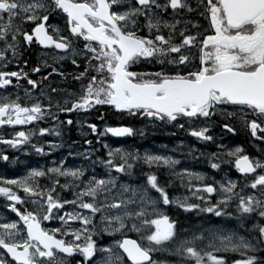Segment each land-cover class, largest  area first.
I'll return each instance as SVG.
<instances>
[{
    "label": "snow or ice",
    "instance_id": "1",
    "mask_svg": "<svg viewBox=\"0 0 264 264\" xmlns=\"http://www.w3.org/2000/svg\"><path fill=\"white\" fill-rule=\"evenodd\" d=\"M169 9L174 22L166 18ZM179 10L189 13L199 11L200 16L209 21V27L201 30V25L192 20L176 19ZM58 14H63L61 18H66L69 35L63 34L61 28L55 25L49 31L50 19ZM182 23L184 27H180ZM29 24L33 25L30 31L26 27ZM189 25L196 30L195 34H186L190 31ZM144 29L148 32L146 36L139 34ZM162 29L168 30L167 36L162 33ZM177 38L179 42H176ZM74 39L82 40L83 48H78L73 43ZM0 41L4 42L5 50L10 49L14 56L21 43L29 46L36 43L62 53L52 57L53 64L71 60L77 69V74L72 78L80 82L81 94L74 96L69 93V99H65L63 105H55L60 111H86L95 105H108L117 111L153 121L172 123L183 120L188 122V135L205 141L212 139L207 133L213 117L219 115L227 120L240 114L251 135L264 139V0H199L195 10L188 0H0ZM193 48L196 52L192 51ZM4 58V52L0 51V59ZM78 58L83 61V71H79ZM142 59L155 60L161 65V70H131ZM44 66L50 67L51 72L42 78L43 81H48L53 74L60 77L66 75L46 61ZM166 66L170 67L166 70ZM32 71L40 72V68ZM7 77L19 80L20 74L0 72V87L10 84ZM24 78L27 79L26 73ZM27 83L33 89L39 87L32 79H27ZM62 91L63 89L51 87L47 96L49 108L52 107V94ZM45 95L41 90L40 96ZM68 104L71 106L68 107ZM42 111L39 100L30 108L21 107L16 101L0 103V117H8L7 121L0 119V124H24L39 119ZM67 123L72 124V120ZM88 127L93 133L96 132L95 125L89 124ZM179 127L183 129L185 124L179 123ZM222 127L230 133L235 131L228 123L222 124ZM46 131L47 129L40 130L41 134ZM106 131L114 136L133 134V129L129 127L107 128ZM258 132L261 133L260 136L257 135ZM28 135L23 131L17 132L19 139L3 142L16 147L25 142ZM35 151L40 153L42 149L36 147ZM241 151L237 147L228 155L236 156ZM107 155L109 159L100 163L108 169V178H90L75 200H65L64 203L86 209L92 216L99 213L101 223L106 221L103 229L105 232H119L129 222L132 230L137 233L154 229L150 234L142 236V240L147 241L146 245L131 239L116 241V245L130 264H156L151 254L159 249L154 246L173 240L175 231L174 222L158 211V199L150 196L149 188L159 194L165 205L180 202L169 200L155 175H147L146 187L131 189L130 197H124L130 191L129 186L124 184L120 185L119 194L114 195L113 189L118 182L111 175L112 170L116 173L130 172L133 164L129 161H136L140 157L119 148L109 150ZM116 157L119 158V163L114 162ZM143 159L149 165L162 162L169 168L179 163L171 157L160 155H145ZM235 163L237 169L244 174H253L257 168H264L260 164L254 166L247 156H239ZM210 166L216 169L218 164L211 163ZM47 173L74 180H79L84 175L79 169L60 167L49 168ZM45 174L44 171L33 169L27 176L3 181L6 185L21 189L30 198L39 197L32 199L31 203L39 204L40 207L36 211L25 209L21 212L9 205L11 211L23 221L27 236L20 237L16 223L0 224V229L3 230L0 231V249L16 264H67L66 257H71L74 253H79L88 261L95 252L91 234L84 237L83 245L73 241L81 240V231L88 233L87 225L92 223L90 217L79 212L67 214V220H79L85 226L75 232L52 229V234H49L40 225L41 214L44 220H49L53 210L62 207L59 200L51 195L54 188L37 190L34 178ZM195 179L203 178L196 175ZM53 183L58 181L53 180ZM249 186L252 189L259 186L261 196L264 197V174L255 175ZM61 187L66 188L68 184ZM235 187L234 182L222 185L220 192L223 196L217 201V205L200 208L197 204L181 203L180 206L185 211L200 208V211L221 216L218 205H227L236 196L239 213L255 214L260 218V222L254 225V230L259 234L257 242L264 241V199L251 195L247 198L239 196L234 192ZM203 190L209 194L215 191L212 185H206ZM0 194L15 203L25 202L9 187H0ZM84 197L90 198L89 201L86 202ZM133 204L138 205V210L129 208ZM153 215L156 218H148ZM59 219L67 224L65 216H60ZM57 232L62 236L72 235L73 241L57 239ZM202 238L197 236L193 239ZM217 238L224 251L240 252L242 256L245 252L253 253L236 260L234 264H264V259L254 254L256 245L251 242L238 239L234 243L233 238L228 236ZM189 243L191 242H184L185 245ZM209 247L214 245L210 243ZM182 250L187 257L195 260V264H206L205 257L211 264H226L224 259L211 252L201 255L194 246H184ZM103 251L108 253L103 264H124L120 253H114L108 248ZM180 251L181 248L178 247L176 252ZM0 264H5V260L0 259Z\"/></svg>",
    "mask_w": 264,
    "mask_h": 264
},
{
    "label": "flooded vegetation",
    "instance_id": "2",
    "mask_svg": "<svg viewBox=\"0 0 264 264\" xmlns=\"http://www.w3.org/2000/svg\"><path fill=\"white\" fill-rule=\"evenodd\" d=\"M161 2H163V0H161ZM188 2L194 10L197 9L199 0H188ZM62 15L63 14H58L57 16L52 17L50 19L49 31L51 30V26L55 25L61 28L63 34L69 35L66 30V18H61ZM166 18L169 20H173L171 9L168 10ZM175 18L181 21L192 20L193 22L201 25V30H203V28L209 27V21L205 20L204 17L200 16L199 11H193L189 13L185 10H179ZM6 19L7 17L5 16V20ZM31 26L33 25L29 24L26 26L29 31ZM180 27H184L183 23L180 25ZM188 27L190 31L186 32V34H195L196 30L191 29L190 25ZM162 33L167 36L168 30L162 29ZM139 34L146 36L148 35V32L146 29H144ZM20 39L22 40V37ZM176 42H179V38H177ZM73 43L78 48H83L84 42L82 40L76 41L74 39ZM0 51H3L5 55L4 59H0V72H17L18 74H20L19 80H17L16 77H7L11 81L10 84L4 87H0V103H11L12 101H16L18 104L21 105V107L30 108L33 103L39 100L43 109L39 119L24 124H0V146L2 148V151L0 153V159H3L5 163V174L4 176L0 175V187L11 188L17 193L18 196L22 198V200L25 201L24 203H15L13 201H9L3 194H0V224L16 223L17 229L21 232L20 237L26 238L27 233L23 221H21L20 218L14 212L11 211L9 205L15 206L21 212H23L25 209H27L28 211H36L39 209V207L33 205L31 203V200L39 199V197L30 198L21 189H18L13 185H6L3 183V181L11 178H16L17 175L20 176V178L27 176L29 172L33 169L41 170L44 171L46 174L43 177L34 178V183L37 186V190H44L46 189V187L50 186L55 189L53 192H51V195L53 196L54 192L58 193L63 190V187H61V185H63V183L67 179L69 180V178L66 179L63 176L59 177L55 176V174H49L47 173V169L57 167L60 161H65L62 166L59 165L60 168L68 166V163L75 159V156L78 155L79 152L80 158L77 159L79 160V162L82 163L84 160L89 159V154L87 153L86 155H82L81 153L89 152L90 149L92 150V158H99L98 161L107 160V147H105V145L107 144L108 132L106 131V129L114 126L108 125V123L117 124L119 123L120 119H117V117H115L114 120L108 121V105H95L93 108L88 109L86 111L79 110L73 112H63L60 111L57 107H55L57 103L63 105L64 100L69 99V93L74 94V96L81 94L80 82L75 81L72 78L75 74H77V69L71 63V60L58 61L57 63L53 64L52 57L55 55L62 54L59 53L58 50L54 48H44L36 43H33L30 46L21 43L20 45H18L17 54L14 56L10 49L5 50L4 42L0 41ZM192 51L196 52V49L193 48ZM45 61L48 64H52L53 66L57 67L60 71H63L66 74L65 77H60L53 74L49 77L48 81H43L42 78L44 76L49 75V73L51 72L50 67L44 66ZM77 62L80 65L79 71H83V61L78 58ZM37 67L40 68V72H33L32 70ZM167 67L170 66H166V70ZM131 70L137 72H156L161 70V65L157 64L155 60L149 61L142 59V61L132 67ZM25 73L27 74V79H32L37 82V84L39 85L38 88L33 89L31 85L27 83V79L24 78ZM84 83L86 86L87 81H85ZM51 87L63 89V91L59 94H52V107L49 108L47 96L50 93ZM41 90H43L46 94L44 97L40 96ZM70 106L71 105L68 104V107ZM239 117H241L240 123H236L235 121H233V123L230 124V126H232L235 131L231 133L226 131L228 135L227 137L221 139V145H219L218 148L214 147V145H211L210 141L208 143L206 142V148L211 149V152L209 151V156L206 159L208 161L207 165H209V162L213 163V161L217 159L218 161L219 159L223 160V157L220 154L226 153L225 151H227V148L231 147L232 144L237 145L239 148L242 149V151L236 155V159L239 156H247L254 166L257 165V158H261L264 160V139H257L256 137H253L251 135V132L245 128L243 123L244 120L240 114ZM14 118L15 116H13V119ZM139 118H141V121L143 120L141 124H144V122L150 123L148 125H151L154 131L150 133H145L144 135H151V137L157 143H170L177 147V149L179 150L180 148L183 149L187 146H195L196 149L194 150V152L196 153H199V149L204 146L202 142H199V139L188 135L187 121L182 120L179 122L167 123L158 120L153 121L141 116ZM0 119L7 121L8 117L3 116L0 117ZM68 120H72V124H68ZM179 123H184L185 127L183 129L180 128ZM212 123H214L215 125L213 135L217 131H220L219 135L221 137L225 130L222 127V124L226 123L225 119L217 115L212 118ZM89 124L96 126L95 133H93L91 128L88 127ZM41 129H47V131L41 134ZM80 129L87 131V134L81 133ZM21 131H23L26 135L31 134L28 135V139L25 142L17 145L16 147H13L11 144L3 142L7 140L19 139V137L16 136V133ZM101 132H104L105 134L100 135ZM257 135L260 136L261 133L258 132ZM157 140H161V142H158ZM86 141H88V143H86ZM112 141L117 144H121L122 142L120 140ZM131 143L135 145L134 140H132ZM36 147L41 148L42 151L40 153H37L35 151ZM217 153H219V158L217 157ZM4 157H7V159H4ZM71 163H74V161H72ZM201 163H203V161H201ZM232 163L233 164L230 165L226 164L225 162H222V164L218 162L217 164H220L221 167H217L216 169L212 168L213 170L209 173V180L206 185H212L216 191L217 178H219L224 171L226 174L230 173L232 176L235 175V178L237 177L236 188L239 190L241 188V182H243V184H247L248 180L254 179L255 175L259 174V168H257L256 172L253 175L244 176L237 171L235 167V161ZM102 166L104 165L102 164ZM210 168L211 167H209V169ZM221 168L223 171L219 172ZM153 171L154 173H156V175H160L159 170L156 171L155 167L152 168V172ZM135 173H138V171H132L131 169L130 172L118 174H120L121 177L125 181H128L131 185H135L139 183V181H137V178L140 177L138 174ZM162 179H164L163 176ZM53 180L59 181L58 183L54 184ZM161 180V186L164 187V190H167V183H164ZM192 180H190V183H192L193 185L198 184L196 180ZM185 181V177L181 176L179 186H183V183ZM199 184L200 186H202L201 182H199ZM251 189L252 188L246 187L243 188L242 191L245 192ZM59 195L60 194H58V196ZM211 205L212 203H210V206ZM65 208L68 207H64V209ZM200 208L193 209L189 212L191 218L195 219V222L199 226L201 225ZM218 208L222 212V215L217 217L224 218L233 214V210L230 207H220L218 205ZM232 208L237 209V207ZM164 209L167 213V216L169 217V220L171 222H174L171 218V207H164ZM211 215L208 217L211 222V225L205 229V238L200 239L201 244L198 251L201 253V255H203L205 252H211L214 256L224 259L226 261V264H233L236 260H232L228 256L234 255L238 257L237 260H239L246 258L250 254H253L251 252H245V255L240 256L235 254L233 251H223V253H221L216 250L218 248H216L215 246L209 247V244H212L211 237L214 229L216 231H219L220 233H223L224 231L228 232V229H232L235 225L233 222L229 221H218L216 223V221L212 220ZM39 222L41 227L44 230L48 231L49 234H52V229H61L62 231H68L67 225L63 226L61 222L55 220L53 217L49 220H44L43 215L41 214L39 216ZM240 225L246 226V224L244 223ZM182 229L183 223L181 225V230ZM208 229H210V231H208ZM150 231L151 230L145 231V235L150 234ZM55 235L57 239L73 241L71 235L62 236L60 232H57ZM124 236L133 237L138 241V243L144 244V242H141L139 240L140 238H138L135 233L129 235H125L124 233H122L119 235V238L122 239ZM199 236L201 237V232L199 233ZM77 243H80L81 245L84 244V242ZM202 244H206V246L204 247L202 246ZM254 254L260 257L261 259H264V241L260 246H256V252ZM98 257L99 256L96 254V252H94V255L90 257L88 261H85L82 255H80L79 253H74L71 257H66V260L67 264H97L96 262L102 263L103 259H99ZM0 259H4L5 264H16V261L12 260V258L8 256V254L2 249H0Z\"/></svg>",
    "mask_w": 264,
    "mask_h": 264
},
{
    "label": "rangeland",
    "instance_id": "3",
    "mask_svg": "<svg viewBox=\"0 0 264 264\" xmlns=\"http://www.w3.org/2000/svg\"><path fill=\"white\" fill-rule=\"evenodd\" d=\"M221 117V116H220ZM223 118V117H222ZM226 123H228L229 125L233 123V121H235L236 123H240L241 121V117H239V114L232 119H225ZM244 123V122H243ZM150 123L144 122V124H140L138 127H136V131L133 133L134 137V144L127 143L126 141H122L121 144H117L114 141H112L111 139H108L109 136L107 134V153L109 150L112 149H122L124 152H128V153H133L136 154L138 157H140V159H138V163L140 164L139 167H141V171H138V169L136 168V163L134 161H129L130 163L133 164V168H135V171H138V173L135 174H140L137 178V181H139L138 184L135 185H131L128 181H125L120 174H117L114 170H112L111 175L116 177L117 179V185L116 188L113 189V194L114 195H118L120 192V185L124 184L129 186L130 191L128 193L124 194V197H130L131 196V189L135 188V189H139L141 187H146L147 186V175H155L157 177V183L159 184L160 187L161 186V182L160 180L162 179L161 174L164 175V177H166L167 180L162 179L161 181L164 183H167L168 185L175 183V181L179 182L181 181V176L185 177L186 180H196L198 182L197 185H193L192 183H188L190 185V195L188 196L187 194L184 195H180V196H176L170 199V201H179L180 203H175L173 202L172 204H190L192 202V200H195L197 203L201 204V202L203 204H208V203H212V205H217V201L222 199L223 194L220 192V188L221 186H227L229 182H234L237 185V180L235 178H233V176L228 173L226 174L222 168L219 172L223 173L220 175L219 178H217V192H213L212 195H208L207 192H205L203 189L205 187V185L207 184L208 180H209V173L212 172V168L209 169V166L211 164V162H209V165H207L208 161L206 160L209 156V151L211 152V149H207L206 148V142L208 143L210 141L211 145H214V147L218 148L219 145H221V139L224 137H227V132L226 130H224L223 135L220 137V131H217L214 135H213V131L215 128L214 123H211L209 125V132L207 133L208 135H210L212 137L211 140L205 141V140H200L199 142H202L204 144V146L199 149V153L194 152V150L196 149L195 146H187L183 149L180 148L177 149V147H175L173 144L170 143H157L152 137L151 135H144L145 133H150L152 131H154V129L151 127V125H148ZM81 133H86L87 131L80 129ZM158 142H161V140H157ZM124 143V144H123ZM238 146L232 144L231 147L227 148V151H225L226 153H221L220 155L223 157L221 159H219V162L222 164V162H225L226 164H233L232 162L235 161L236 156H229L228 153L234 151ZM2 151V148L0 146V153ZM89 154V159L84 160L82 163L79 162V160L77 158H80V152L78 153V155L75 156V159H73L72 161H74V163H71L72 161H70L68 164V166L64 167L67 169H79L81 170L84 175L79 179V180H74L71 177H67L69 178V180L66 178L67 180L63 183L64 184H68V187L64 188L63 190L60 192H54L53 198L54 199H58L59 202L62 204V207L60 209H54L53 213L51 214V216L61 222V224L63 226H65V224L62 223V221L59 219L60 216H65V219L67 220V214H74L76 212L81 213V215L84 216H88L91 218L92 223L87 225V229H88V233H84L83 231H81V240L80 241H76V242H84L85 243V239L84 237L87 236L89 233L91 234V238L94 241L95 244V252L96 254L99 256L98 258L106 260L108 257V253L104 252L103 249L108 248L111 249L114 253H120L122 255V253L119 251L117 245H116V241H120L121 238H119V235L124 233L125 235H129L132 233H135L138 238H140L139 240L141 242H144V244H147V241L142 240V236L145 235V231H142L141 233H137L136 231L132 230L131 227V222H129L126 226L125 229H122L119 232H105L103 229L105 227L106 221L104 223H101V219H100V214L97 213L95 216H92V214L86 210V209H80L78 207H76V205L72 204V203H64L65 200L67 201H73L76 199V195L79 194L80 190L82 189V187L84 186V184L87 183V181L92 178L95 177L97 179L100 178H104L107 179L108 178V169H106L104 166H102V163H100L99 158H92V150L90 149L89 152H84L81 153L82 155H86ZM213 153V151H212ZM107 155V154H106ZM145 155H160V156H167V157H171L172 159H175L177 161H179L178 164L174 165L173 167L169 168L167 166H165L162 162L161 163H153L151 165H149L148 163H145L143 157ZM68 156V155H66ZM217 157L219 158V153H217ZM107 159H109L108 155H107ZM137 161V160H136ZM199 161V162H197ZM201 161H203V163H201ZM62 161L59 162V164L57 165V167H59V165L62 166V164L65 163V161L63 163H61ZM114 162L119 163V158L116 157L114 158ZM4 161L3 159H0V175L4 176L5 172V165H4ZM257 164L260 165H264V160L261 158H257ZM182 165V167H181ZM155 167V170H159L160 175H156V173H154V171L152 172V168ZM218 167H221L220 164L218 165ZM103 168V169H102ZM161 168V169H160ZM259 174H264V168H259L258 169ZM218 172V173H219ZM191 174V175H189ZM199 175L201 176L203 179L201 180H197L195 179V176ZM216 176V175H215ZM61 177V176H59ZM20 176H16V178H11V179H19ZM255 179V178H254ZM254 179H250L248 180L247 184H243V182L240 183V187L241 188H246L249 187L251 188L249 185L251 184V182ZM141 180V181H140ZM59 181V180H58ZM199 182L202 183V186H200ZM198 186V187H197ZM164 188V187H163ZM46 189H52V187H46ZM235 193H238L239 196H243L245 198H247L248 196H253L257 199H264V197L261 196V189L258 186L256 189H251L249 191H242V189H237L235 187L234 189ZM75 193V195H74ZM58 194H60L58 196ZM149 194L152 198L154 199H158V204H157V209L158 211L163 214L166 215L165 213V209L164 207L166 206L165 204H163L162 198H159V194L155 192V190H152L149 188ZM62 196V197H60ZM60 197V198H59ZM46 198V197H45ZM86 202L89 201L90 198L88 197H84L83 198ZM235 200L238 201V197L233 196L232 200L229 201V203L234 202ZM239 202V201H238ZM36 207H40L39 204L36 205ZM64 207H68L65 208ZM130 209L133 210H138V205H129ZM45 209H46V205H45ZM65 211V212H64ZM118 214V213H116ZM152 218H156L154 215L153 216H149V219ZM137 224H139V222L137 221ZM67 230L69 232H75L77 230H82L85 226L82 225L79 220H67ZM18 230V229H17ZM149 230H153V229H149ZM1 231H3L1 229ZM19 231V230H18ZM19 234L21 236V232L19 231ZM72 236V235H71ZM224 236H228V237H232L233 238V242H237L238 238H236L235 233L228 231V232H223L220 233L219 231H216L214 229L213 234H212V244L220 249L218 252L223 253V247L221 245L220 239H218L217 237H224ZM73 238V236H72ZM241 239V238H239ZM245 241L251 242L252 244L256 245V244H262L263 241H260L259 243L257 242V239H253V238H242ZM189 239H187L186 241H188ZM165 243V242H164ZM171 243V242H169ZM163 245V244H162ZM162 245L160 246H154L157 247L158 249H161ZM158 251V250H157ZM157 251H154L153 253L156 254ZM225 252V251H224ZM237 255H241L240 252H234ZM122 259L124 261V264H128L127 261L125 260L124 256L122 255ZM240 260V259H239ZM100 262H96L97 264H103ZM156 262V264H188L189 261H191L190 264H195V260L187 257V255L185 253L183 254H179L177 256V261H164V260H154ZM205 261L206 264H211L210 261H207L206 257H205ZM234 264V263H233Z\"/></svg>",
    "mask_w": 264,
    "mask_h": 264
},
{
    "label": "trees",
    "instance_id": "4",
    "mask_svg": "<svg viewBox=\"0 0 264 264\" xmlns=\"http://www.w3.org/2000/svg\"><path fill=\"white\" fill-rule=\"evenodd\" d=\"M108 117L111 119L113 116L115 117L118 115L112 110L108 109ZM127 122V121H125ZM173 215V221H174V226H175V232H176V237L178 238H183L186 236H191V235H199L201 232V236L205 234V228L211 225V222L207 220L205 217L201 221V225L199 226L194 219L191 218L190 213H187L186 211H178L172 214ZM183 223V229L181 230V225ZM200 227V228H198ZM243 232V231H242ZM204 237V236H203ZM179 242H175L171 245H169L172 248H178L179 247ZM196 248H198V244H196Z\"/></svg>",
    "mask_w": 264,
    "mask_h": 264
},
{
    "label": "bare ground",
    "instance_id": "5",
    "mask_svg": "<svg viewBox=\"0 0 264 264\" xmlns=\"http://www.w3.org/2000/svg\"><path fill=\"white\" fill-rule=\"evenodd\" d=\"M136 126L138 127L139 125H138V124H136ZM239 173H240V174H243V173H241V172H239ZM161 175L163 176V178H164L165 180H167V179H166V177H164V175H163V174H161ZM233 178H235V175L233 176ZM236 178H237V177H236ZM236 178H235V179H236ZM236 180H237V179H236Z\"/></svg>",
    "mask_w": 264,
    "mask_h": 264
},
{
    "label": "water",
    "instance_id": "6",
    "mask_svg": "<svg viewBox=\"0 0 264 264\" xmlns=\"http://www.w3.org/2000/svg\"><path fill=\"white\" fill-rule=\"evenodd\" d=\"M122 127H127V126H122ZM122 127H117V128H122ZM126 136H128V135H123V136H118V137H126ZM131 240H133V239H131Z\"/></svg>",
    "mask_w": 264,
    "mask_h": 264
}]
</instances>
